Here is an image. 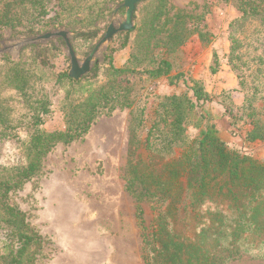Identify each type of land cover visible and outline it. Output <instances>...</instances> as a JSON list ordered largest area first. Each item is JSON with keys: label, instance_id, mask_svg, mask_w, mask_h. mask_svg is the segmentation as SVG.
<instances>
[{"label": "trees", "instance_id": "16d2710c", "mask_svg": "<svg viewBox=\"0 0 264 264\" xmlns=\"http://www.w3.org/2000/svg\"><path fill=\"white\" fill-rule=\"evenodd\" d=\"M51 0H14L0 11V31L21 27L27 36L62 24L68 14L65 0H56L58 10L51 14ZM97 5L113 0H94ZM149 6L135 29L123 38L126 49L134 38V49L123 66L108 57L109 82L101 87L70 79L68 73H55L47 58L50 50L37 51L30 64L5 59L6 87L23 97L31 113L30 139L25 143L27 163L19 167L0 166V264H36L43 239L26 215L12 206L9 196L38 175L45 157L59 143L70 144L83 138L95 122L118 109H131L126 188L141 201L152 204L150 230L143 235L146 264H229L244 254L264 258V161L234 149L219 136V128L207 106L215 101L201 80L184 74L173 76L169 59L156 54L158 46L171 55L193 36L209 35L205 15H193L175 7L170 0H147ZM264 0H238L244 18L256 17ZM78 12V11H77ZM113 10L103 9L99 18ZM78 14V13H77ZM90 19V17L88 18ZM83 43H92L98 31L77 34ZM37 48V46L35 47ZM0 68V69H1ZM212 69V73H216ZM142 74L151 80L167 78L171 86L183 84L191 94L156 97L155 118L145 138L146 108L139 105L124 77ZM69 87L66 129L47 133L43 125L53 113L51 85ZM40 87H39V86ZM39 87V90L37 89ZM261 106L246 102L243 116L252 129L244 142H264V92ZM0 98V126L13 129L5 116L8 109ZM196 131L191 137L190 131ZM235 134V133H234ZM237 135V134H235ZM15 141L21 143L18 137ZM139 212L141 226L144 222ZM145 230V228H144Z\"/></svg>", "mask_w": 264, "mask_h": 264}, {"label": "rangeland", "instance_id": "374dc122", "mask_svg": "<svg viewBox=\"0 0 264 264\" xmlns=\"http://www.w3.org/2000/svg\"><path fill=\"white\" fill-rule=\"evenodd\" d=\"M12 1L0 0V11ZM65 1L68 14L60 15L62 24L58 26L31 36H27L21 27L0 31V68H3L5 59L30 64L37 51L48 49L51 70L69 73L71 59L62 38L54 37L35 44L29 41L48 33L66 32L82 64L103 39L115 9L124 3V0L100 5L94 0ZM170 1L190 14H204L209 35L204 40L193 36L171 55L166 53V48L158 46L156 54L171 61L173 76L182 73L188 78L201 80L205 89L215 97L207 110L212 114L224 142L264 161V142L248 143L242 138L252 129L251 121L243 116L246 102H253L257 109L262 104L264 7L258 16L244 18L237 9L238 0ZM148 6L149 3L139 5L136 12L138 20ZM48 7L52 15L59 11L56 0H51ZM104 8L113 10V13L105 12L106 15L99 18ZM124 19L125 10L122 9L116 24ZM91 30H97L99 34L94 42L83 43L77 37V34ZM119 35L114 37L111 46L100 48L96 56L99 64H94L89 74L93 76L92 72L98 67L97 77L85 79V84L92 83L98 88L109 82L107 59L111 55L116 65L124 64L129 58L134 49L135 35H132L126 49L121 48L124 40ZM225 65L227 68L223 69ZM2 68L0 98L4 99L8 109L5 121L13 129L0 126V166L19 167L27 163L24 144L30 139L31 113L23 97L6 87V67ZM213 68L216 73H212ZM123 80L132 88L134 101L146 108V123L140 133L142 138L146 137L155 118L156 97L191 95L182 83L171 86L167 78L151 80L146 75L137 74ZM46 89L55 96L52 116L42 129L47 133L63 132L69 111L67 93L70 89L54 88L52 84ZM130 120L131 109H118L109 116L100 117L80 140L57 144L45 157L38 175L10 194V204L26 215L30 226L43 239L36 264H146L143 235L150 230L153 212L151 202L139 200L126 188L124 174ZM195 134L196 131H190L191 137ZM15 137L21 143L16 142ZM140 211L144 220L142 226ZM229 264H264V258L259 254H244Z\"/></svg>", "mask_w": 264, "mask_h": 264}, {"label": "water", "instance_id": "95a60500", "mask_svg": "<svg viewBox=\"0 0 264 264\" xmlns=\"http://www.w3.org/2000/svg\"><path fill=\"white\" fill-rule=\"evenodd\" d=\"M145 1L147 0H124V3L115 9L112 20L106 30L103 39L96 45V47L88 55V57L85 59V61L82 64L79 63L75 51L71 45V42L68 39V33L66 32L62 31L58 33H48L46 35L33 38L29 42L35 44V43L51 40L54 37L62 38L65 41L66 46L68 47L69 55L71 59V68L68 75L70 79H72L73 81L80 82L91 73L94 64H99V61L96 60V56L103 45L111 46L114 37H116L119 34L130 33L135 29L136 27L135 16L137 9L139 5L144 3ZM122 9L125 10V19L122 23L117 25L116 20Z\"/></svg>", "mask_w": 264, "mask_h": 264}, {"label": "crops", "instance_id": "0c3cea01", "mask_svg": "<svg viewBox=\"0 0 264 264\" xmlns=\"http://www.w3.org/2000/svg\"><path fill=\"white\" fill-rule=\"evenodd\" d=\"M126 61H127V60H126ZM126 61H125V62H126ZM124 64H125V63H124ZM124 64H122V65H116V64H115V65H116L117 67H120V66H123ZM226 68H227V66H226V65H225V66H223V69H226Z\"/></svg>", "mask_w": 264, "mask_h": 264}]
</instances>
